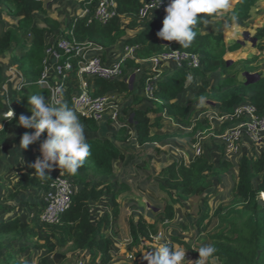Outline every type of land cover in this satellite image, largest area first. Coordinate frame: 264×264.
I'll use <instances>...</instances> for the list:
<instances>
[{
  "label": "trees",
  "instance_id": "1",
  "mask_svg": "<svg viewBox=\"0 0 264 264\" xmlns=\"http://www.w3.org/2000/svg\"><path fill=\"white\" fill-rule=\"evenodd\" d=\"M83 1L89 6L90 14L85 17H74L70 21L67 29L70 32L68 34L70 40L75 39L78 43L92 42L104 49L111 48L127 35V30L121 26L120 17L129 14L133 17L129 26L144 25L141 32L127 40L128 45L138 46L136 56L139 59H148L164 51L178 49L198 54L202 60V66L190 70L178 68L169 73L163 72L165 79L159 81L154 97L151 99L155 106L147 108L140 107L147 98L131 89L130 83L125 78L115 80L94 78L92 89L94 96L115 93L117 96L126 97L123 111L129 117L128 120L121 117L126 125L122 126L113 138L88 139L87 142L91 145V155L86 158L75 174L64 171L65 176L71 178L74 185H79V188L72 195L71 205L61 214L58 223L49 224L42 220L43 204L35 205L31 219L19 215L10 219H0V250L5 249L4 256L0 255V264H20L19 259L5 247L7 239L18 238L31 242L34 248L46 250V255L42 257L40 264H65L69 252L75 256L71 264H79V260L85 253L88 256L84 264H110L112 262L113 240L105 233L112 218L106 215L97 221L93 220L90 204L99 201L105 194L113 193V218L116 221L120 215L116 196L129 191L131 187L122 182L117 191H114L111 185L100 187L98 184H93L82 173H94L97 177L113 175L115 160L124 159L117 141H126L127 133L131 128L136 131L140 145L161 140L162 136H152L151 130L153 127H161L164 113L184 126L195 122L190 134L194 143L198 142L199 133L209 132L212 123L208 115H202L193 121L190 106L174 101L185 90L190 73L203 77V84L196 97L210 96L215 99L219 103L222 114L232 112L236 105L247 100L257 106L260 114H264V76L250 85L240 81L234 72L235 66H230L225 59L227 51L236 49L239 43L228 46L221 29L207 33L201 30L207 21L216 16L207 17L206 14H199V17L206 16V19L200 20L195 26L197 36L191 47L185 49L180 47L176 41H166L156 35L163 27L166 14H156L153 19L147 18L143 21L139 19L140 8L146 0H115L117 14L105 23L92 19L95 1ZM257 1L241 0L234 10L227 13V19L231 20L233 15L237 18L249 16ZM0 3L5 6L8 15L18 19V29H8L0 35V55L12 50L15 41L21 37L29 34L32 36L30 47L25 55L15 57L19 62L20 70L31 81L28 86L18 92L13 100L16 118L10 123H19L21 115L29 118L32 116L28 96L41 93L45 97H51V89L48 86H42L39 82L45 71L44 59L50 47L46 43L45 32L56 27L57 23L49 17L44 0H0ZM36 13L46 16L48 27L37 24ZM222 26L220 23L218 28ZM263 35L264 29H260L257 37ZM101 56L103 57L104 54ZM248 62L250 61H245L244 64ZM122 65L125 77L129 78L131 70L139 67L140 63L136 59L127 58ZM217 70L224 75L230 74V76H226L218 85L211 86L206 79L207 73ZM142 77L141 87H144L145 76ZM1 78L0 73V80ZM80 84L75 63L74 68L68 71L64 79L65 93L61 103H66L72 108V98L80 89ZM152 113L156 115L153 122L150 117ZM77 115L89 131L99 129L95 120ZM6 131L7 127L0 132V144ZM233 167L234 164L228 160L215 165L206 153L195 155L189 163L181 159L164 167L157 176V180L161 191L168 199L163 203L157 215V221L163 224L172 222L176 218V204H181L190 197L209 195L215 183H221L222 176ZM237 168V179L230 189L229 202L225 205L220 204L212 210L208 199L204 198L201 206L197 240L200 239L203 231H207L208 243L214 245L217 250L214 257L210 258L209 264H214L212 259H217L219 264H264V200L261 199L264 193V151L258 157L243 155ZM61 171H63L61 168L54 166L51 171H46L50 178L44 180L35 176L33 168L25 171L16 185V192L19 193L23 189L46 191L54 177ZM2 208L3 206L0 205V209ZM214 218L217 224L209 229ZM129 226L132 241L128 250L136 249L134 250L135 264H140L138 260L142 254L140 249L142 242L144 240L154 242L150 224L143 215L138 218L131 215ZM168 242L176 246H183L186 243L179 234L173 235ZM201 246L190 247L189 252L199 256V252L195 249Z\"/></svg>",
  "mask_w": 264,
  "mask_h": 264
},
{
  "label": "crops",
  "instance_id": "2",
  "mask_svg": "<svg viewBox=\"0 0 264 264\" xmlns=\"http://www.w3.org/2000/svg\"><path fill=\"white\" fill-rule=\"evenodd\" d=\"M44 1L46 3L49 17L57 23L56 27H53L45 32L46 43L50 46L54 45L59 39L63 38L69 32L67 30L68 24L74 17H85L90 12L89 6L83 0ZM240 1L241 0H230V8L223 11L219 17H214L207 21L201 27V30L203 33H207L212 30L221 29L224 35V40L228 46H233L236 43H239V47L234 50L227 51L225 59L229 62L230 66H235V74L240 81L245 82L246 84L248 81L246 73L259 75L260 79L264 76V35L257 37L258 31L260 29H264V0H258L252 7L249 16L239 17L237 24L226 29L224 25L226 23L230 24L231 22V20H228L226 17L227 13L234 10L237 3ZM155 15L156 13L151 14L148 19H153ZM35 19L37 24L40 26L48 27L45 15L36 13ZM132 20L133 17L131 15H122L120 17V22L121 26L127 30V35L115 46L107 49L103 48L98 51L100 55L104 54L102 58L106 62L115 63L121 60L124 55V48L128 45L127 40L134 38L143 30V24H138L133 27L129 26ZM220 23L223 26L218 28ZM17 27L18 19L8 15L5 10V6L0 3V35L4 34L8 29L16 30L18 29ZM31 38V34L26 37H21V39L15 41V45L12 50L0 55V73L2 75L0 80V132L7 127L6 134L2 137L0 144V197H3L6 191L9 192L8 195L12 194V188L16 189L20 176L25 171L32 169L30 165L34 163L38 157H42L41 144L47 137V132H45L42 134L39 141L30 145L28 149L23 150L20 148V140L23 134L25 132L33 133L35 130L26 129L23 126H20L19 123H10L12 119L16 118V113L13 109V100L17 97L18 92L28 86L31 82L20 70L19 62L15 57L25 55L26 51L30 47ZM94 53L95 52L91 51V54ZM245 61L250 62L244 64ZM139 63L141 73L136 72L138 67L131 70L132 72L129 77L133 78V81L130 83L131 89H134L139 95L147 98V100L144 101L140 107H154V102L151 100L153 96L146 91L145 84L144 87H141L142 76L148 74L152 68V63L145 60H141ZM54 66L55 62L51 60V64H49L50 73L48 78L50 86L57 84L60 81V77ZM178 68L179 67L174 62H165L161 65L160 71L169 73ZM190 75L192 76L191 82H187L185 90L179 94L174 101L181 105L190 106L192 113L191 120L193 121L202 115H208L210 118L213 117L215 120H212L211 123L213 122L216 124V129L213 131L220 133L227 127L228 124L220 123L217 119L218 115L222 114L220 112L219 103L210 96H207L204 97L205 103L200 104L199 98H197L196 95L199 93L203 84V77L201 75H194V73H190ZM226 76H230V74L224 75L220 70H217L207 73L206 79L209 84L213 86L218 85L219 82ZM86 81L92 90L94 84L93 78L88 77L86 78ZM41 85L47 86L43 84ZM48 100L52 102V94ZM9 108L14 111V117L8 120L5 119V114L8 112ZM197 109L202 110L197 111ZM150 117L153 122L156 115L152 113ZM97 123L99 125V129L97 131L92 132L85 128L87 140L93 138H113L121 128V126L113 123V121L108 118ZM194 124L184 126L179 122H175L167 113H164L161 120V127H153L151 130L152 136H162L161 140L150 141L144 145H140L137 140L136 131L131 128V130L127 133L128 138L126 141H117V144L120 146L121 152L124 155V159L115 160V172L113 175L97 177L94 173H82L93 184H98L100 187L111 185L112 189L117 191L119 184L122 182L127 183L131 187L129 191L122 192L116 196L118 208L120 210V215L116 221H114L113 218V193L105 194L99 201H94L90 204L93 220L97 221L106 215L112 218L111 224L105 230L106 235L113 240V260L110 264H115V256L119 253H123L126 250L127 245H129L132 241L129 226V217L131 215H134L136 218L143 215L149 224L156 221L157 215L161 211L164 203L162 200L163 192L161 191L157 180V176L161 170L171 163L181 159H184L187 163H189L196 155L194 147L196 143H194L190 136ZM202 139L204 140L205 145L209 144L207 140L212 139L211 134L209 132H205V134L202 135V138L198 139V141ZM214 141L216 145L212 147L210 146L209 148L206 146H204V148L202 147V153H206L210 161L215 165H218L223 160H228L234 164L233 168L236 170H238L237 165L243 155L258 157L264 151V138L260 143H253L249 140L246 141L240 154L230 156L226 154L224 147L220 144L218 139L215 138ZM213 159H215V161ZM226 175H228V173L222 176L221 182L226 179ZM236 179L237 174L235 180ZM78 188L79 185H75V189L77 190ZM26 191H30L36 196L37 200L34 199L29 203L30 205H33V209H35V205L38 204H43L44 206V190L23 189L20 190V193H24ZM185 202L186 201L183 203ZM183 203L175 205L176 217L177 206H181ZM0 205L3 206V208L0 209V213H2L1 215L3 216L5 215L4 217H0L1 220L10 219L17 215L23 216L21 213H6V205L3 201H1V198ZM126 215L129 217L127 218ZM32 216H27V218L31 219ZM152 237L155 241H157L155 239L156 236L152 235ZM171 238L166 241H170ZM160 241L161 240L157 241V243H160ZM148 243L149 242L147 240L142 242L140 246L142 251L141 257L144 256V251L147 250V248H151L152 243ZM115 246H118L119 249H115L117 248ZM87 256L88 254L85 253L82 259L86 261ZM129 257L133 258L134 255L131 254ZM139 263L142 264L140 261Z\"/></svg>",
  "mask_w": 264,
  "mask_h": 264
},
{
  "label": "built area",
  "instance_id": "3",
  "mask_svg": "<svg viewBox=\"0 0 264 264\" xmlns=\"http://www.w3.org/2000/svg\"><path fill=\"white\" fill-rule=\"evenodd\" d=\"M94 1L95 8L92 19L105 23L117 14L115 0ZM169 3L170 0H162L160 4H158V0H146L140 8L138 17L143 21L153 13L166 14L165 9ZM69 33L47 49L44 59L45 71L40 83L50 87L53 103L57 101L61 103L65 93L64 79L76 63L81 84L80 89L75 92L72 98V108L77 114L91 118L96 122H102L108 118L121 127L126 125L125 121L121 120V116L124 115V107L113 93L94 96L86 78L106 80L125 78L131 83L132 78L125 77L122 62L127 58L136 59L137 62L150 61L152 68L145 75V89L154 97L159 81L165 78L163 72L160 71L163 63L174 62L179 68L187 70L202 66V60L198 54L178 49L164 51L148 59H139L136 56L138 46L131 45L125 46L121 60L108 63L98 53L103 47L92 42L78 43L75 39L70 40ZM91 51L95 53L91 54ZM51 60L55 62L54 68L60 81L50 86L48 78ZM140 70L141 68L138 67L136 72L141 73ZM57 88L61 89L58 95L54 94ZM210 119L211 121L215 120L213 117ZM217 119L220 123H227V127L220 133H216L213 131L216 129V124L212 122L209 133L219 140L228 156L240 154L246 141L260 143L264 138V114H260L257 106L250 100L236 105L230 113L218 115ZM203 134L205 132L199 133L198 139ZM194 147L196 155L202 154V145L199 141ZM75 192V185L71 178L66 177L64 171L58 173L44 192L42 220L49 224L58 223L61 214L71 205L72 195Z\"/></svg>",
  "mask_w": 264,
  "mask_h": 264
},
{
  "label": "clouds",
  "instance_id": "4",
  "mask_svg": "<svg viewBox=\"0 0 264 264\" xmlns=\"http://www.w3.org/2000/svg\"><path fill=\"white\" fill-rule=\"evenodd\" d=\"M160 3L162 0H158V4ZM230 6V0H170L165 9L163 27L156 35L166 41H176L180 47L187 49L197 36L195 26L198 22L206 19V16L219 17ZM199 14L206 16L199 17ZM237 23L238 18L233 15L230 24L226 23L224 27L228 29ZM187 79L191 82L192 76L189 75ZM60 92L61 89L57 88L54 94L58 95ZM199 103H205L203 96L199 98ZM28 104L32 116L29 118L21 115L19 125L35 131L23 134L20 148L28 149L47 132V137L41 144L42 157H38L30 165L35 169V176L41 180L50 178L46 171H51L54 166L75 174L91 155V145L87 142L85 127L76 111L66 103L50 102L41 93L28 96ZM13 117L14 111L9 108L5 119ZM155 239L159 241L161 238L157 236ZM195 250L199 252V259L195 262L187 261V251L183 247L165 241L145 252L144 259L148 264H209L210 258H213L217 251L212 244L202 245Z\"/></svg>",
  "mask_w": 264,
  "mask_h": 264
},
{
  "label": "rangeland",
  "instance_id": "5",
  "mask_svg": "<svg viewBox=\"0 0 264 264\" xmlns=\"http://www.w3.org/2000/svg\"><path fill=\"white\" fill-rule=\"evenodd\" d=\"M116 97L119 99L120 103L123 105V107L126 105V97L124 95L117 96ZM203 109V108H202ZM202 109H197V111H201ZM124 112V111H123ZM125 120L128 119V115L125 114L122 115ZM123 121V119L121 118ZM124 120V121H125ZM123 121V122H124ZM112 134V133H111ZM211 140H207L209 144H204V140H199L202 147L206 146L209 148L210 146H215L216 143L214 141V136H212ZM202 138V136L200 137ZM214 144V145H213ZM215 161V159H213ZM237 170L235 168H232L229 172L228 175H226V179H224L223 182L221 183H215L216 186L212 188V190L209 192V195H203L200 197H190L189 200H187L185 203H183L181 206H177V217L170 223H160L156 221L153 223L151 222L150 224V230L153 236H160V243L165 242L167 239L169 240L173 234H179L180 236L183 237L185 240V245L179 246L178 247H183L187 252H186V257L185 259L187 261H192L195 262L199 259V256H195L194 254H191L189 252L190 247L194 248L197 247L198 245H203L205 244H210L208 243V237L207 231H203L202 236H200V241L198 239V233L199 231L197 230L198 227V221L200 219L201 215V206L203 204L204 198H208L209 205L211 209L215 210L219 204H227L228 201L230 200V188L232 187L233 183L235 182ZM221 184V185H220ZM228 189V191H227ZM13 193L8 195V191L5 192V195L1 198V201H3L6 205V213H21L24 217H27L30 215L32 216V209L33 205H30L29 203L32 202L34 199H36L35 194H33L30 191L22 192V193H17L15 192L16 189L12 188ZM168 197L163 193L162 194V200L163 202L166 201ZM261 199L264 200V193L261 195ZM0 217H4L1 215ZM128 218L129 216L126 215ZM208 221V220H207ZM206 221V222H207ZM212 224L209 225V229L213 228L217 224V220L214 218L211 222ZM187 225V226H185ZM43 241V240H42ZM148 244H151L149 241ZM157 241L154 240V242L151 245V248L155 247L157 245ZM128 246L126 247V250L123 253H119L118 255L115 256L114 263L118 264H135V256L133 258H130L129 255L133 254L134 255V250H128ZM5 247L13 254L15 255L18 259L20 264H40V260L42 257L46 255V250L44 249H37L34 248L31 242H28L26 240H23L21 238L18 239H7L5 241ZM119 249L118 246H115ZM151 248H147L144 252L149 251ZM5 254V249L0 250V255L3 257ZM130 258V259H129ZM75 260V256L72 253H67V260L65 264H71ZM142 264H148V262L144 259L143 257H139V260ZM214 264H219V261L217 259H212L211 260ZM85 261L83 259L79 260V264H84Z\"/></svg>",
  "mask_w": 264,
  "mask_h": 264
},
{
  "label": "water",
  "instance_id": "6",
  "mask_svg": "<svg viewBox=\"0 0 264 264\" xmlns=\"http://www.w3.org/2000/svg\"><path fill=\"white\" fill-rule=\"evenodd\" d=\"M231 62V61H230ZM247 75V78H248V81L246 82V84H252V83H255L257 80L260 79V76L259 75H253L251 73H246ZM133 81V78L131 80V82Z\"/></svg>",
  "mask_w": 264,
  "mask_h": 264
}]
</instances>
